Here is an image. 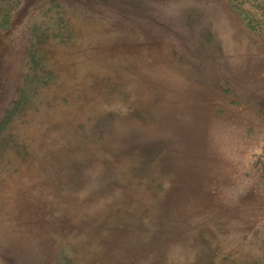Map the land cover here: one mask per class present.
<instances>
[{
  "label": "rangeland",
  "instance_id": "rangeland-1",
  "mask_svg": "<svg viewBox=\"0 0 264 264\" xmlns=\"http://www.w3.org/2000/svg\"><path fill=\"white\" fill-rule=\"evenodd\" d=\"M0 264H264V0H0Z\"/></svg>",
  "mask_w": 264,
  "mask_h": 264
}]
</instances>
